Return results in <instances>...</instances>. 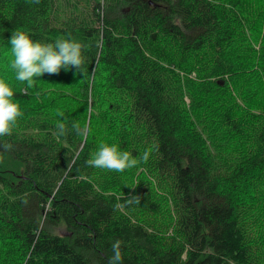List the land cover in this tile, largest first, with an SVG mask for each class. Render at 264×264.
Masks as SVG:
<instances>
[{"label": "trees", "instance_id": "trees-1", "mask_svg": "<svg viewBox=\"0 0 264 264\" xmlns=\"http://www.w3.org/2000/svg\"><path fill=\"white\" fill-rule=\"evenodd\" d=\"M15 30L86 45L85 74L27 87ZM0 78L23 113L0 138V264H108L117 239L123 264H264V0H0ZM102 143L150 156L89 167Z\"/></svg>", "mask_w": 264, "mask_h": 264}, {"label": "clouds", "instance_id": "clouds-1", "mask_svg": "<svg viewBox=\"0 0 264 264\" xmlns=\"http://www.w3.org/2000/svg\"><path fill=\"white\" fill-rule=\"evenodd\" d=\"M39 3V0H31ZM14 59L11 62L15 70L16 79L26 82L27 87L35 85L38 77L44 74H59L61 69L65 71L76 69L82 75L85 74V57L83 50L86 45L74 39H58L55 43H42L34 41L31 36L22 30H15L9 41ZM12 87L0 78V138L11 136L19 117L23 115L20 105L14 101ZM62 118L56 123V135L66 136L69 132L67 118L62 111L58 112ZM71 130L78 135L82 134L81 125L78 122L71 124ZM11 143L0 141V149L7 152L12 150ZM151 150H145L139 158L129 151H121L119 145L102 143L98 150L86 161L89 167L107 169L114 172H123L135 167L141 161L147 162ZM139 195L126 197V204H140ZM122 241L117 239L112 242V254L108 264H123Z\"/></svg>", "mask_w": 264, "mask_h": 264}, {"label": "rangeland", "instance_id": "rangeland-1", "mask_svg": "<svg viewBox=\"0 0 264 264\" xmlns=\"http://www.w3.org/2000/svg\"><path fill=\"white\" fill-rule=\"evenodd\" d=\"M38 79V78H37ZM46 86H48V85H46Z\"/></svg>", "mask_w": 264, "mask_h": 264}]
</instances>
